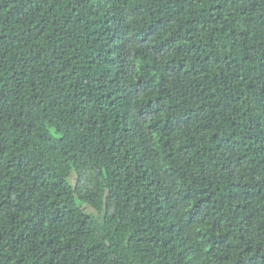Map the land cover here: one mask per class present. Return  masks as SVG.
Masks as SVG:
<instances>
[{
	"label": "trees",
	"instance_id": "16d2710c",
	"mask_svg": "<svg viewBox=\"0 0 264 264\" xmlns=\"http://www.w3.org/2000/svg\"><path fill=\"white\" fill-rule=\"evenodd\" d=\"M0 264H264V0H0Z\"/></svg>",
	"mask_w": 264,
	"mask_h": 264
}]
</instances>
